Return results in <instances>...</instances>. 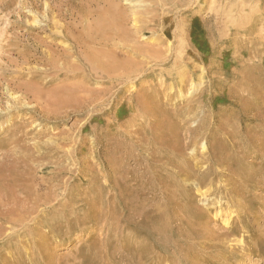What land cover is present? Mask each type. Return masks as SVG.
<instances>
[{
	"label": "rangeland",
	"instance_id": "1",
	"mask_svg": "<svg viewBox=\"0 0 264 264\" xmlns=\"http://www.w3.org/2000/svg\"><path fill=\"white\" fill-rule=\"evenodd\" d=\"M0 264H264V0H0Z\"/></svg>",
	"mask_w": 264,
	"mask_h": 264
},
{
	"label": "bare ground",
	"instance_id": "2",
	"mask_svg": "<svg viewBox=\"0 0 264 264\" xmlns=\"http://www.w3.org/2000/svg\"><path fill=\"white\" fill-rule=\"evenodd\" d=\"M201 195H203V196H204V195H205V193H201ZM221 215H222V217H223V218H222V219H223V221H224L225 223H227V222L229 221V219H228V218H229L230 216H227L226 214H221Z\"/></svg>",
	"mask_w": 264,
	"mask_h": 264
}]
</instances>
